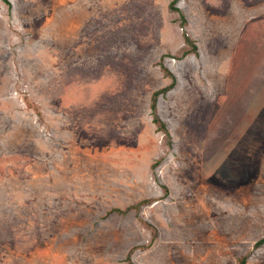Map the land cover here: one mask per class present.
I'll return each mask as SVG.
<instances>
[{
	"label": "rangeland",
	"instance_id": "1",
	"mask_svg": "<svg viewBox=\"0 0 264 264\" xmlns=\"http://www.w3.org/2000/svg\"><path fill=\"white\" fill-rule=\"evenodd\" d=\"M7 1L0 264H264V116L217 99L204 69L189 83L163 40L182 13L168 0ZM161 64L177 75L167 93Z\"/></svg>",
	"mask_w": 264,
	"mask_h": 264
},
{
	"label": "crops",
	"instance_id": "2",
	"mask_svg": "<svg viewBox=\"0 0 264 264\" xmlns=\"http://www.w3.org/2000/svg\"><path fill=\"white\" fill-rule=\"evenodd\" d=\"M177 7L182 21L169 24L163 40L174 59L182 54L189 83L191 78L200 79L204 69L210 82L206 81V87L213 85L217 99L245 100L247 115L264 116V0H179ZM173 34H181L182 41ZM169 66L177 84L173 65ZM244 67L246 71L241 70Z\"/></svg>",
	"mask_w": 264,
	"mask_h": 264
},
{
	"label": "trees",
	"instance_id": "3",
	"mask_svg": "<svg viewBox=\"0 0 264 264\" xmlns=\"http://www.w3.org/2000/svg\"><path fill=\"white\" fill-rule=\"evenodd\" d=\"M5 3H7L8 5H10L9 1L7 0H3ZM179 0H173L169 6L170 10L172 12H180L179 11V8L177 7V3H178ZM183 27V26H182ZM184 37H185V41L188 45H190L192 47L191 51L192 52H196V47L193 43V41L188 37V35L186 33H184ZM162 71L164 72L165 76L166 77H169V78H172V83L169 85V87L163 89L162 93H167L169 91H171L174 86L176 85V79L175 77L173 76V74L167 69V67L164 65V64H161L160 65ZM161 93L157 92V93H153V96H152V111H153V122L155 124H157L160 128L162 129H165L166 126L165 124L163 123V121L157 116V114L155 113L156 111V106H157V102H158V96L160 95ZM142 207V202L141 203H138L136 206H131L129 207L126 211L128 212L129 210H133V209H136V210H139L140 208ZM116 212H122L121 210H115ZM264 244V239L258 241L256 244H255V247L258 248L260 247L261 245ZM247 263V257H244L242 258L240 261H239V264H246Z\"/></svg>",
	"mask_w": 264,
	"mask_h": 264
}]
</instances>
